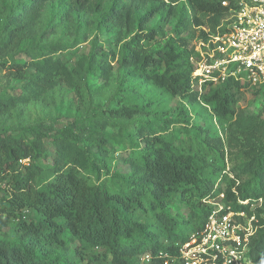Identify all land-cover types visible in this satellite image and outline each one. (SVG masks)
Returning a JSON list of instances; mask_svg holds the SVG:
<instances>
[{
	"label": "rangeland",
	"instance_id": "obj_1",
	"mask_svg": "<svg viewBox=\"0 0 264 264\" xmlns=\"http://www.w3.org/2000/svg\"><path fill=\"white\" fill-rule=\"evenodd\" d=\"M112 1L0 0V47L9 38L10 28L4 26L9 15L17 17L18 27L12 49L0 54V135L15 136L39 124L50 127L44 143L47 158L39 162L48 167L55 153L49 137L70 122L83 121L106 139L93 148L106 170L90 183L107 186L112 173L126 171L122 161L131 152L118 136L151 120L157 129L166 125L165 133L176 141L204 138L211 147L220 141L222 156L208 153L206 159L216 170L214 190L223 192L233 182L249 185L252 179L243 166L264 150V83L246 84L234 116L219 123L204 102L218 85L204 84L195 99L171 95L152 79L166 66L185 61L188 49V56L193 55L202 28L216 32L219 18L198 11L195 3L222 0H149L139 5L124 0L111 10ZM185 11L196 15L199 27H182ZM14 65L23 69L21 79L11 74ZM122 107L133 116L116 117L114 111ZM209 171L205 168L207 176ZM260 196L240 216L252 219L255 233L264 228V190ZM193 201L194 196L187 197L165 209L179 231L185 229Z\"/></svg>",
	"mask_w": 264,
	"mask_h": 264
},
{
	"label": "trees",
	"instance_id": "obj_2",
	"mask_svg": "<svg viewBox=\"0 0 264 264\" xmlns=\"http://www.w3.org/2000/svg\"><path fill=\"white\" fill-rule=\"evenodd\" d=\"M148 1L129 2L139 5ZM159 1L175 4L182 0ZM220 2L197 1L194 7L221 20L226 8ZM123 3L113 0L110 9ZM185 12L182 27H199L196 15ZM15 20L13 15L6 20L9 38L0 54L16 42ZM190 51L185 61L166 66L162 75L152 79L171 95L199 99L201 95L190 89ZM11 68L14 78L21 79V66ZM245 85L226 79L204 99L217 122L234 116ZM114 112L120 118L133 116V111L123 107ZM162 128L148 120L123 130L119 143L131 150L122 161L126 171L112 173L107 186L90 183L91 178L99 181L101 171L106 170L99 150H93L106 139L83 121L70 122L49 137L55 153L48 167L39 162L47 158L44 143L50 127L39 124L15 136L0 135V264H163L165 258L160 254L179 262L178 246L203 229L213 209L206 201L223 193L222 201L234 212H247L248 204L261 198L264 150L243 166L251 183L240 187L233 182L222 192L214 190L216 170L206 161L208 153L222 156L220 141L214 147L204 138L176 141L165 133L166 125ZM191 196L192 213L183 223L185 229L179 231L165 209ZM249 246L253 259H264V228L254 234Z\"/></svg>",
	"mask_w": 264,
	"mask_h": 264
},
{
	"label": "built area",
	"instance_id": "obj_3",
	"mask_svg": "<svg viewBox=\"0 0 264 264\" xmlns=\"http://www.w3.org/2000/svg\"><path fill=\"white\" fill-rule=\"evenodd\" d=\"M220 4L226 12L216 32L209 34L202 28L205 36L188 59L193 68L190 89L198 94L204 84L219 85L229 78L247 85L264 83V0ZM223 198L220 193L206 201L213 209L203 229L178 246L179 262L160 254L163 264H264V259L249 255L255 234L252 219L242 221L241 212H234Z\"/></svg>",
	"mask_w": 264,
	"mask_h": 264
}]
</instances>
